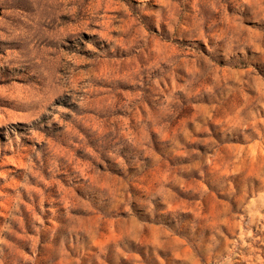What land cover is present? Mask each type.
Returning a JSON list of instances; mask_svg holds the SVG:
<instances>
[{
  "label": "rangeland",
  "instance_id": "obj_1",
  "mask_svg": "<svg viewBox=\"0 0 264 264\" xmlns=\"http://www.w3.org/2000/svg\"><path fill=\"white\" fill-rule=\"evenodd\" d=\"M0 264H264V0H0Z\"/></svg>",
  "mask_w": 264,
  "mask_h": 264
}]
</instances>
